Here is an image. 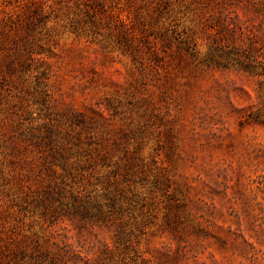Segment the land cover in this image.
I'll list each match as a JSON object with an SVG mask.
<instances>
[{"label":"rangeland","instance_id":"rangeland-1","mask_svg":"<svg viewBox=\"0 0 264 264\" xmlns=\"http://www.w3.org/2000/svg\"><path fill=\"white\" fill-rule=\"evenodd\" d=\"M0 264H264V0H0Z\"/></svg>","mask_w":264,"mask_h":264}]
</instances>
